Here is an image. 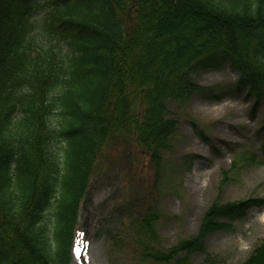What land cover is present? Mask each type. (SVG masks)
I'll return each mask as SVG.
<instances>
[{
  "label": "trees",
  "instance_id": "trees-1",
  "mask_svg": "<svg viewBox=\"0 0 264 264\" xmlns=\"http://www.w3.org/2000/svg\"><path fill=\"white\" fill-rule=\"evenodd\" d=\"M177 13L194 24L172 26ZM226 65L253 116L264 107V0H0V264H69L104 146L135 141L157 172L178 124L167 102L185 103L201 88L194 75ZM263 207L214 202L196 236L162 250L149 206L130 222L138 260L193 264L224 219ZM238 264H264V238Z\"/></svg>",
  "mask_w": 264,
  "mask_h": 264
},
{
  "label": "rangeland",
  "instance_id": "rangeland-1",
  "mask_svg": "<svg viewBox=\"0 0 264 264\" xmlns=\"http://www.w3.org/2000/svg\"><path fill=\"white\" fill-rule=\"evenodd\" d=\"M180 14L172 26L194 24L188 14ZM238 76L228 65L199 72L193 77L200 90L185 103L167 102L168 116L178 124L157 172L135 141L126 146L117 137L104 146L76 223V233L84 231L89 242V264H146L138 260L130 222L149 206L159 213L157 246L167 250L197 235L214 202L264 198V107L252 116L250 102L234 95ZM50 218L46 213L47 223ZM224 221L230 228L209 233L203 251L190 255L193 264L204 263L206 254L213 264L241 263L264 238V207Z\"/></svg>",
  "mask_w": 264,
  "mask_h": 264
}]
</instances>
